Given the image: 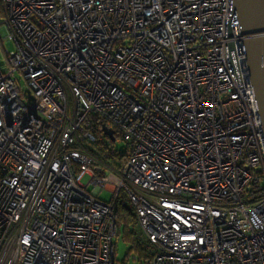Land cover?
<instances>
[{"label": "built area", "instance_id": "obj_1", "mask_svg": "<svg viewBox=\"0 0 264 264\" xmlns=\"http://www.w3.org/2000/svg\"><path fill=\"white\" fill-rule=\"evenodd\" d=\"M1 6L0 264H117L122 189L148 264H264V195L244 199L264 143L231 0ZM104 124L129 146L119 168L89 149Z\"/></svg>", "mask_w": 264, "mask_h": 264}, {"label": "water", "instance_id": "obj_2", "mask_svg": "<svg viewBox=\"0 0 264 264\" xmlns=\"http://www.w3.org/2000/svg\"><path fill=\"white\" fill-rule=\"evenodd\" d=\"M231 9L237 14L241 38L239 51L244 54L264 143V0H231ZM228 37H232L230 27ZM228 48L229 51L236 49L232 39L228 41ZM102 130L115 140L112 127L104 124Z\"/></svg>", "mask_w": 264, "mask_h": 264}, {"label": "rangeland", "instance_id": "obj_3", "mask_svg": "<svg viewBox=\"0 0 264 264\" xmlns=\"http://www.w3.org/2000/svg\"><path fill=\"white\" fill-rule=\"evenodd\" d=\"M4 30L0 27V67L5 70L6 67V49L7 50H12L14 48V45L11 42H7L5 38L3 37ZM17 80L19 85L22 87V90L27 93V96L33 97V94L31 93L30 90L25 89V81L24 79L19 76H17ZM112 142V146L117 150V152H114L112 161L107 162L108 164H119L120 162H124L126 159H122V156H119V153H123V156L126 157L128 153V149L126 147L125 141L122 140L120 137H116V139ZM92 147V146H91ZM106 161V159H104ZM105 173H108L111 169L108 166L104 167ZM81 182L86 185L85 189L90 192L94 193L99 199L108 201L110 202L114 196V193L108 189H98L94 187L92 184H89V175L85 174L81 178ZM118 200L121 201L123 205H128L130 204L129 196L126 195L125 189H122L120 191ZM119 228L121 229V225H119ZM135 231L137 233V236L141 238L146 244L149 246L144 247V251L147 253H154L156 251V247L152 244H150L144 233L142 232L140 226H135ZM131 229V228H130ZM133 256H136V259L133 258ZM114 258L117 264H147L145 262L147 259L145 258H139L138 253L130 247V242L125 241L122 237L121 234L116 237L115 239V253H114ZM150 262V260H149ZM148 262V263H149Z\"/></svg>", "mask_w": 264, "mask_h": 264}, {"label": "trees", "instance_id": "obj_4", "mask_svg": "<svg viewBox=\"0 0 264 264\" xmlns=\"http://www.w3.org/2000/svg\"><path fill=\"white\" fill-rule=\"evenodd\" d=\"M3 17V10H2V6H1V0H0V24H1V19ZM112 140L106 136L105 134H99V138L97 139V142L93 144L92 147H90L89 149L95 153L96 155H98L100 158H104L106 159V162H111L112 158L114 157L113 154L114 152H117V150L112 146ZM126 147L128 149V153L127 156L124 157L123 153H119V156H122V159H128L129 155H130V150H129V146L126 144ZM109 160V161H108ZM126 160L124 162H120L119 164H110L115 168H119L123 163L126 162ZM262 186L260 187V189L258 191H253L252 187L247 186L245 188V192H244V199L246 201H250L253 202L255 201L257 198L261 197L262 195H264V182L261 184ZM119 197V195H118ZM117 199L115 200V207L117 208L118 211V218H117V224H118V232H117V237L121 234V237L125 240L130 242V247L132 249H134L138 255L139 258H145L147 259L145 262H149V260L152 258V256L155 254L154 253H147L145 252L143 249L144 247H148L149 245L146 244L141 238H139L137 236V233L135 231V226H138V221H137V217H136V213L134 210V207L132 206L131 202L128 205H123L121 203V201ZM119 225H121V229L119 228ZM131 228V229H130ZM147 239V238H146ZM147 241L152 244L148 239ZM153 245V244H152ZM136 259V257L134 258Z\"/></svg>", "mask_w": 264, "mask_h": 264}, {"label": "clouds", "instance_id": "obj_5", "mask_svg": "<svg viewBox=\"0 0 264 264\" xmlns=\"http://www.w3.org/2000/svg\"><path fill=\"white\" fill-rule=\"evenodd\" d=\"M102 133L105 134V133L103 132V130H102ZM105 135L108 136L107 134H105ZM108 137H109V136H108ZM131 204H132V203H131ZM138 225H139V224H138ZM135 257H136V256H135Z\"/></svg>", "mask_w": 264, "mask_h": 264}]
</instances>
